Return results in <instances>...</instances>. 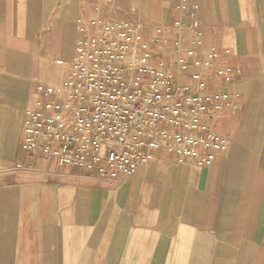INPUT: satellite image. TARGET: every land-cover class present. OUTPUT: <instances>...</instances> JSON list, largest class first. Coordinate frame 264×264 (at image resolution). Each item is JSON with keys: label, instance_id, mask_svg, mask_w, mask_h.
<instances>
[{"label": "crops", "instance_id": "0c3cea01", "mask_svg": "<svg viewBox=\"0 0 264 264\" xmlns=\"http://www.w3.org/2000/svg\"><path fill=\"white\" fill-rule=\"evenodd\" d=\"M96 16L138 29L155 64L185 60L182 86L232 70L237 107L212 122L227 155L203 167L158 149L110 181L21 152L26 112L56 100L39 87L65 82L78 20ZM0 264H264V0H0Z\"/></svg>", "mask_w": 264, "mask_h": 264}, {"label": "built area", "instance_id": "2783aa9c", "mask_svg": "<svg viewBox=\"0 0 264 264\" xmlns=\"http://www.w3.org/2000/svg\"><path fill=\"white\" fill-rule=\"evenodd\" d=\"M185 9L184 3L180 10ZM175 27L180 52L179 31L187 27L181 21ZM199 27L195 23L190 30ZM78 29L65 82L38 89L56 100L25 114L20 143L25 156L114 181L133 177L158 149L179 164L203 167L228 154L231 141L216 133L212 122L224 106L237 107L225 89L235 76L231 69L216 72L224 82L220 88L200 72L182 86L188 63L179 57L174 65L155 64L144 36L129 23L96 16L80 18ZM217 55L195 66L211 68Z\"/></svg>", "mask_w": 264, "mask_h": 264}, {"label": "rangeland", "instance_id": "374dc122", "mask_svg": "<svg viewBox=\"0 0 264 264\" xmlns=\"http://www.w3.org/2000/svg\"><path fill=\"white\" fill-rule=\"evenodd\" d=\"M117 11V9H115Z\"/></svg>", "mask_w": 264, "mask_h": 264}]
</instances>
